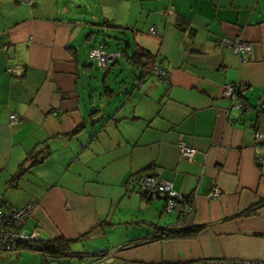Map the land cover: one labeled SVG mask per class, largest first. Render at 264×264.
Here are the masks:
<instances>
[{
	"label": "crops",
	"instance_id": "1",
	"mask_svg": "<svg viewBox=\"0 0 264 264\" xmlns=\"http://www.w3.org/2000/svg\"><path fill=\"white\" fill-rule=\"evenodd\" d=\"M133 5L120 16L88 19L75 0H0L3 210L33 204L25 231L68 239L72 253L111 252L107 264L264 260V163H257L264 139L253 148L255 132L264 134L257 107L264 102V0ZM99 17L111 30L96 43L82 30ZM151 26L160 36L148 33ZM222 36H240L250 53L241 61L231 48H217ZM99 44L125 56L98 68L88 51ZM140 48L165 79H137L129 57ZM121 64L131 82L118 81L115 90L108 77ZM15 65L22 69L12 76L6 69ZM94 66L105 74L102 92ZM227 84L243 86V108H231ZM11 113L19 122L9 123ZM180 138L195 149L191 161L180 154ZM145 173L170 181L184 202L167 212L162 195L143 196L138 177ZM215 185L219 193L211 196ZM162 231L184 235L151 240Z\"/></svg>",
	"mask_w": 264,
	"mask_h": 264
},
{
	"label": "built area",
	"instance_id": "2",
	"mask_svg": "<svg viewBox=\"0 0 264 264\" xmlns=\"http://www.w3.org/2000/svg\"><path fill=\"white\" fill-rule=\"evenodd\" d=\"M148 33L151 36H160L155 27L151 26L148 29ZM217 48H231L237 55L239 60H244L245 55L250 53L251 44L243 40L240 36H222L217 37L215 40ZM121 57V53L117 50L109 51L102 46L92 48L88 51V58L94 62L98 68L107 69L112 63L117 61ZM22 66L15 65L9 67L6 72L10 75H20ZM139 71H144L146 74H154L159 79L166 78V71L158 65L152 64L145 68L138 66ZM140 85V83H138ZM244 88L239 84H227L223 87V95L231 98V108H243L244 104L239 101V97L243 94ZM259 109L264 110V102H260L257 106ZM9 123L15 124L19 122V117L11 113L9 114ZM255 143L254 151L257 153L259 149V143L264 139V134L260 131H256L254 134ZM180 154L182 158L187 161H191L194 155L195 149L190 147L182 138L177 142ZM257 163H264V158H257ZM138 190L142 194L148 197L165 196V211L170 212L178 207L179 204L184 202V197L177 193L173 189V185L170 181L157 178L153 175H143L138 179ZM219 193V187L215 185L213 187L211 196H215ZM5 201L0 193V253L15 251L22 247H28L33 250L39 249L40 236L39 229L34 228L27 232L24 229V224L27 219L32 216L33 204L26 203L21 207L9 206L6 210H3ZM190 206H188L189 208ZM170 228V227H168ZM68 257H79L82 259L80 264H107V259L111 256V252L88 255L68 253ZM157 264H264V260L256 259H239V258H224V259H210V258H198L190 261H182L175 263H157Z\"/></svg>",
	"mask_w": 264,
	"mask_h": 264
},
{
	"label": "rangeland",
	"instance_id": "3",
	"mask_svg": "<svg viewBox=\"0 0 264 264\" xmlns=\"http://www.w3.org/2000/svg\"><path fill=\"white\" fill-rule=\"evenodd\" d=\"M59 0V4H60ZM77 5H80V7H75V11H79L80 9H82L83 11L85 10L86 12L84 13L85 18H95V16L101 15V14H105L106 16H112L113 14H116L117 16L123 15L125 13L123 7L125 6H132V9L135 5H133V3L135 2V0H75ZM118 5V6H117ZM119 7V8H118ZM96 14V15H94ZM93 15V16H92ZM92 16V17H91ZM108 18V17H107ZM99 21H94L97 22L96 26L90 27L92 29H88L89 27H87L86 29H83L82 31L84 32H89L90 30L93 33V42L96 43H101L103 36L105 35V29L106 30H111L110 28L106 27L105 29L103 28V17H99V19H97ZM108 20L112 21V18H108ZM102 27V28H101ZM103 31V32H102ZM111 35H115V32H108ZM127 34V32H126ZM116 36V35H115ZM105 37V36H104ZM109 42V40H107ZM108 45H112L114 46V42L110 40L109 43H107ZM87 56L83 58V60L86 61ZM84 61V62H85ZM123 63V62H122ZM88 64V63H87ZM91 64V63H90ZM93 73L95 74V76L97 77V87L101 89V92L103 91V88L101 87V79L102 77L105 75L103 70H100L98 68H96L94 66L93 68ZM130 71H128V69L126 68V66H124V64H121L119 67H115L112 70L111 75H109L108 77V81L109 84L112 86H110L112 89H115L118 87L119 82L121 80H131L130 79ZM114 81L115 83H110ZM131 82V81H130ZM94 120V119H93ZM13 252V251H12ZM18 253L19 256L17 258H12V259H2L0 257V264H42L41 263V254L39 253V251L33 250L31 248L28 247H22L18 249ZM3 253V252H2ZM48 264H80L82 262V259H79V257L75 256V257H64V258H60V259H47Z\"/></svg>",
	"mask_w": 264,
	"mask_h": 264
},
{
	"label": "trees",
	"instance_id": "4",
	"mask_svg": "<svg viewBox=\"0 0 264 264\" xmlns=\"http://www.w3.org/2000/svg\"><path fill=\"white\" fill-rule=\"evenodd\" d=\"M16 2H20V0H15ZM102 46L104 49L108 50L104 44H99L96 47ZM95 48V47H92ZM91 48V49H92ZM117 51H119L121 53V56H125L124 51L120 48L117 49ZM154 57L153 55L143 49H136L133 51L132 55L129 57L130 60V64L132 66H141L142 68H145L149 65H152V61H153ZM141 74L138 75V80H140L143 76H145V72L142 70L140 71ZM140 175V174H139ZM143 175H150V174H141L139 178H141V176ZM139 191V190H138ZM141 193V192H139ZM142 194V193H141ZM145 197V194H142ZM165 198V196H163ZM166 199V198H165ZM186 200L188 198H185ZM188 201V200H187ZM189 202V201H188ZM256 206L251 207L250 209L246 210L244 213L245 214H251L254 210H255ZM169 229V228H168ZM158 233V232H157ZM161 234H164L163 236H151V240H157L158 238H170V237H176V236H183L184 233L182 232H164L162 231ZM39 244H40V248L36 249V251H39V253L41 254V263L42 264H48L47 259L51 258V259H60V258H64V257H68V253L70 252V241L68 239H65L63 237H59L57 239L54 240H39ZM97 255V254H95Z\"/></svg>",
	"mask_w": 264,
	"mask_h": 264
},
{
	"label": "water",
	"instance_id": "5",
	"mask_svg": "<svg viewBox=\"0 0 264 264\" xmlns=\"http://www.w3.org/2000/svg\"><path fill=\"white\" fill-rule=\"evenodd\" d=\"M102 118V116L100 115L99 117H97L96 119H95V121H98L99 119H101Z\"/></svg>",
	"mask_w": 264,
	"mask_h": 264
}]
</instances>
